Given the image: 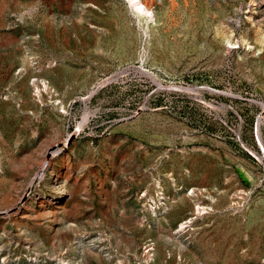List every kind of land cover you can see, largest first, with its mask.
<instances>
[{"label": "rangeland", "instance_id": "1", "mask_svg": "<svg viewBox=\"0 0 264 264\" xmlns=\"http://www.w3.org/2000/svg\"><path fill=\"white\" fill-rule=\"evenodd\" d=\"M0 0V264H264V0Z\"/></svg>", "mask_w": 264, "mask_h": 264}, {"label": "bare ground", "instance_id": "2", "mask_svg": "<svg viewBox=\"0 0 264 264\" xmlns=\"http://www.w3.org/2000/svg\"><path fill=\"white\" fill-rule=\"evenodd\" d=\"M138 21H143L146 24L154 22L153 12L147 5L146 0H125ZM154 1V0H153ZM161 1V0H155Z\"/></svg>", "mask_w": 264, "mask_h": 264}]
</instances>
